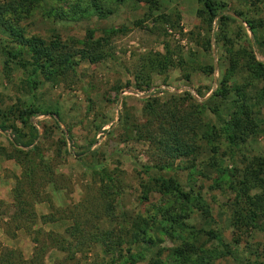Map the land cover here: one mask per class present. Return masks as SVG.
<instances>
[{"label":"rangeland","instance_id":"374dc122","mask_svg":"<svg viewBox=\"0 0 264 264\" xmlns=\"http://www.w3.org/2000/svg\"><path fill=\"white\" fill-rule=\"evenodd\" d=\"M4 1L7 0H0V3ZM74 1H47V5L37 8L19 24L27 35L47 40L52 37L81 40L86 31H92V39H97L103 36L105 30H118L107 38L108 46H104L107 57L95 64L80 62L76 68L78 81L69 87L43 83L27 93L23 83L26 73L11 63L10 71L5 74V56L1 48L6 36L0 30V109L21 103L32 104L45 112H56L54 120L60 130L52 128L50 115L43 114L31 119V125L41 136L48 135L45 144H42L44 154L50 155L56 148L61 151L54 169L56 185L60 189L53 191L49 185L41 189L42 201L34 205L37 218L33 229L61 234L71 224L70 221L40 224L39 217L52 214L53 218H64L77 205L97 201V176L74 158V155L90 146L81 160L87 165L95 160L109 172L116 173L120 180L118 195L110 196L113 198V218L94 220L101 227L120 225L126 229L136 214H155L158 208L167 206L172 197L153 191L147 194L146 201L141 200V193L145 190L142 184L151 185L150 179L158 176L171 178L178 184L179 190L191 193L194 199L199 198L197 203L208 211V216L203 217L192 206L188 218H176L181 221L180 230L184 235L197 236V244L214 252V259L207 264H264V219L238 238V233L231 226L233 196L225 189L228 183L226 173H230L231 168H239L245 159L258 157L264 160V75L259 80H253L252 85L245 89L253 100L250 107L257 128L240 145L239 150L223 157V174L208 169L206 163L211 154L207 147H203L193 162L177 159L170 167L160 169L163 163L146 141L122 137L119 121L129 118L142 124L141 105L147 98L156 97L160 102H165L171 97L188 93L193 99L188 109H192V106L200 108L199 105L205 103L201 130H206L205 125L218 128L227 119L230 100L236 96L231 93L225 101H206L216 88L220 72L226 67V60L222 59V43H216L212 38L215 25H212L209 33L210 49L204 51L200 40L205 35V26L195 15L197 0H153L155 6L150 11L145 0H105L109 2L112 14L103 19L91 15L70 21L53 15V12L59 14L60 11H67ZM213 1L218 11L236 20L229 22L225 30L234 50L244 48L252 54L253 62L264 64V28L255 27L252 34L244 24H241V29L239 27L242 17L252 22H264V0ZM235 13L242 16L238 17ZM165 44L174 55V65L163 75H152L149 89L133 90V67L138 55L148 51L163 53ZM177 56L184 65L176 62ZM211 66L212 72L209 69ZM238 73L241 75L237 74L234 80L240 85V78L245 72ZM185 76H188V81ZM60 137L64 138L65 146L58 144ZM0 146L9 151L8 133L0 132ZM90 151L94 154L89 155ZM20 171L13 160L0 157V246L28 260L33 248L32 235L22 229L15 230L8 223L13 212L11 190L14 178L19 176ZM117 180L115 186L118 185ZM197 230L201 232L192 233ZM217 240L220 242L217 243ZM156 243L150 249L143 248L141 257L134 264H153L157 257L164 261L167 259L166 264H170L165 248L175 245L177 239L173 235L159 233ZM158 249H162L159 255ZM65 255L48 249L43 264H110L109 255L98 245L76 252L72 261H68Z\"/></svg>","mask_w":264,"mask_h":264},{"label":"trees","instance_id":"16d2710c","mask_svg":"<svg viewBox=\"0 0 264 264\" xmlns=\"http://www.w3.org/2000/svg\"><path fill=\"white\" fill-rule=\"evenodd\" d=\"M47 1L53 0H7L0 3V30L6 36L1 48L5 56L3 68L7 75L11 63H14L18 69L26 73L23 83L27 93H31L43 83L66 87L76 84L78 81L76 68L79 63L95 64L104 60L108 55L104 50V46H108L107 38L118 31L105 30L103 36L97 39H92V31H86L81 40L74 38L60 40L58 37L47 40L27 35L19 25L21 20L31 16L37 8L47 5ZM144 2L149 11L155 6L153 0ZM108 3L105 0H75L67 11H60L59 14L53 12V15H58V19L70 21L91 15L103 19L112 14ZM197 3L195 15L205 26L203 30L205 35L200 40L201 48L204 51L210 49L209 33L212 25H215L212 38L216 43H222L221 47L224 49L222 59L226 60V67L219 74L216 88L206 101H225L231 93H235L236 98L230 100L227 119L218 128L205 125L206 130H201L202 107L205 103L200 104V108L192 106V109H188L193 99L188 93H183L165 102H160L156 97H149L141 105V114L144 118L142 124H137L129 118L121 120L119 118V124L122 127L123 138L132 137L137 141H146L150 145L156 157L163 163L160 169L170 167L177 159L193 162L203 147H207L211 155L206 165L208 169L221 175L224 170L221 165L223 157L227 153L232 155L235 150H239L240 145H243L257 128L250 107L253 100L245 89L252 85L253 80L263 78L264 64L253 62L252 54L244 48L234 50L233 42L227 38L225 32L229 22H236L234 18L218 11L213 0H197ZM235 15L242 16L240 13ZM241 24H244L252 34L255 27L264 28V22H252L243 17L239 23L240 29ZM162 49L163 53L148 51L138 55L132 74L133 90L149 89L152 75H163L174 65V55L168 46L165 44ZM176 62L184 65L179 56L176 57ZM209 69L212 72V66ZM239 71H242V74L245 72L240 78L242 79L240 85L234 80L237 74L241 75ZM185 80L188 81V76H185ZM43 114L50 115L53 119L52 128L60 131L54 120L56 112H45L32 104L21 103L0 109V132L8 133L9 147L7 151L0 146V157L13 160L21 169L19 176L14 178L11 190L13 212L8 218V223L13 225L15 230L22 229L32 235L33 243L28 260L0 246V264H43L48 249L64 253L66 259L72 261L76 252H82L93 245L100 246L103 252L109 255L110 264H134L141 257L143 248L150 249L157 245L159 233L173 235L177 239L175 245L165 248L170 264H207L214 259V252L203 249L202 245L196 243L197 236L191 234L188 237L183 234L180 230L181 221L176 219L188 218L192 206L198 209L203 217L208 216V211L197 203L199 198L194 199L191 193L179 190L178 184L171 178L164 179L158 176L150 179L151 185L142 184L145 190L141 193V200L146 201L147 194L151 191L172 197L171 203L158 208L155 214L146 216L136 214L126 229H122L120 225L103 228L95 222V219L113 218L111 204L113 198L110 196L118 195L120 180L116 173L109 172L95 160L88 165L81 160V156L88 152L90 146L74 155V158L84 168L91 170L92 175L97 176L99 183L96 188L97 201L79 204L75 208L73 206L74 211H69L64 218H53L52 214L39 217L40 224L58 220L70 221L71 224L61 234L33 229L37 218L34 205L42 201L41 189L47 185L53 191L60 189L56 185L57 176L54 169L60 160L61 151L56 148L52 154L45 155L42 144H45L48 135L41 136L31 125V119ZM42 128L44 129V126ZM58 141V144L65 146L64 138L60 137ZM221 147L223 148L220 152ZM88 154L94 153L90 151ZM226 174L228 183L225 189L233 196L231 226L239 238L241 233L255 228L264 219V160L258 157L245 159L241 161L239 168L233 167L230 173ZM116 180L117 186L114 184ZM194 202L196 203L193 204ZM197 231L192 233L201 232ZM219 242L220 240H217V243ZM161 252L162 249H158L157 255ZM166 263L167 259L164 261L159 257L153 260V264Z\"/></svg>","mask_w":264,"mask_h":264}]
</instances>
